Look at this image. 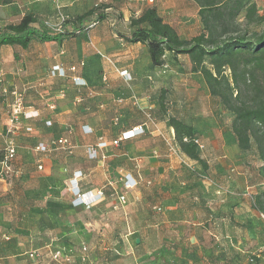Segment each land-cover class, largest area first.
Returning <instances> with one entry per match:
<instances>
[{
  "label": "crops",
  "instance_id": "1",
  "mask_svg": "<svg viewBox=\"0 0 264 264\" xmlns=\"http://www.w3.org/2000/svg\"><path fill=\"white\" fill-rule=\"evenodd\" d=\"M255 2L258 5L257 0ZM98 4L109 6L106 9L109 17L84 33L61 41L32 39L25 48L1 46L0 91L7 88L22 95L25 112L35 115L21 121V131L29 127L32 131L28 134L42 138H71L75 145L72 154L61 151L69 157L70 169L63 181L68 210L102 207L113 210L112 205L120 194L126 197V204L118 210L124 220L131 218L139 204L145 201L144 195L151 206L160 209L156 213L161 220L148 229L152 236H162L166 244L161 240L150 243V260L144 261L141 253L147 246L136 243L134 250L115 264H218L217 258L204 255V243L198 233L210 234V227L219 231L221 224L234 225L245 208L244 191L254 184L261 185L257 174L261 164L254 150H238L230 129V116L220 102L209 95L199 74L189 71L181 75L184 79L174 82L173 74L184 69L180 66V57L176 63L167 54L165 64L153 68L146 45L128 43L124 39L130 33V18L137 17L144 8L155 7L163 20L176 29L171 15L192 6L197 13L192 1L0 0V32L18 24L24 16L32 15L37 29L55 33L44 27V23L56 24L60 14L83 15ZM187 63L190 69L189 60ZM57 66L62 71L51 74ZM122 71L129 80L120 75ZM2 92L1 102L6 100H1ZM1 102L0 150L4 152L8 137L21 134L19 129L8 133L10 125L1 113ZM147 113L153 124H146ZM169 117L191 126L202 143L204 148L199 156L206 168L195 164V176L200 179L190 176L193 173L166 154L164 140L174 136L173 129L167 125ZM138 126H144L143 135L117 146L110 145L122 132ZM101 140L109 145L98 148ZM44 142L47 141L38 139L34 149L33 146L24 148L40 157L36 167L41 166L39 170L42 171L36 177L25 175L26 181L38 180L45 195L15 192L17 184L20 186L23 182L16 177L11 180L8 175L12 173L0 177V264H45L48 250L55 247L72 248L73 264L91 263V255L81 261L80 247L84 245L88 251L89 247L85 243H74L71 225L63 230V224L57 222V243L52 238L45 244L39 242L44 235L50 234L40 214L46 216L57 211V197L49 192L55 188L52 173L59 150L46 154L36 152L35 146ZM89 147L96 150L95 159H89ZM55 153L54 158L48 157ZM22 167L16 164L13 173L17 175ZM76 171L82 174L79 180L82 193H103V198L89 209L72 204L73 197L67 185ZM199 173L206 177H200ZM126 174L136 180L137 187L124 190L122 177ZM32 247L42 254L38 260L28 258L33 250L24 251ZM24 255L26 260L22 258Z\"/></svg>",
  "mask_w": 264,
  "mask_h": 264
},
{
  "label": "trees",
  "instance_id": "2",
  "mask_svg": "<svg viewBox=\"0 0 264 264\" xmlns=\"http://www.w3.org/2000/svg\"><path fill=\"white\" fill-rule=\"evenodd\" d=\"M197 7L200 31L191 38H181L166 23L155 7L144 8L129 20L128 43L147 47L151 67L165 64L167 54L172 62L186 56L191 72L200 75L209 95L216 98L230 116V129L241 152L254 150L260 162L257 174L264 184V12L255 0H190ZM109 6L98 4L80 16H70L55 33L36 28L32 15L24 16L16 25L0 32V47H27L32 39L40 42L61 41L84 33L89 25L106 20ZM44 26V25H43ZM45 27V26H44ZM228 72V74H226ZM181 154L206 168L199 150L192 142L197 138L191 126L174 117L167 119ZM188 142H183V138ZM198 139V138H197ZM4 157L0 156V161ZM193 175L197 174V169ZM200 177L203 176L202 173ZM252 209L264 218V188L251 196ZM52 264H60L51 262Z\"/></svg>",
  "mask_w": 264,
  "mask_h": 264
},
{
  "label": "rangeland",
  "instance_id": "3",
  "mask_svg": "<svg viewBox=\"0 0 264 264\" xmlns=\"http://www.w3.org/2000/svg\"><path fill=\"white\" fill-rule=\"evenodd\" d=\"M257 3L258 8L264 12V2L261 3V1L257 0ZM171 16L174 17L173 22L175 23L178 35L181 38H191L199 33L200 23L193 6L186 7L184 12L172 14ZM263 28L264 25L256 28V30L260 31ZM182 58L183 56H180L179 62L181 64L180 66H184V69L181 72L178 71L173 74L172 79L174 82L184 79L181 75H185L189 73V71L191 72L187 66V60L189 59L184 56L183 61ZM173 70L176 71V68ZM226 74H228V72ZM193 78L197 79L195 76ZM4 90V92L0 91L2 92L1 100L6 99L5 101H0L3 104L1 105V113L3 117L7 119L9 118L14 102V95H12V89L9 90L5 88ZM22 105L24 108L23 97ZM18 129L20 130V136L15 135L13 138L8 137V140L10 139L13 141L15 149L17 148L11 166L14 170L16 164L19 168L23 165V170L18 171L17 175L13 172L12 174L9 173L10 175L8 176L13 181L17 178L19 179V182H23V185L20 184L19 186L17 184L15 192H29L32 194L37 192L45 195L46 193L45 190H43V185L38 180H32L30 182L26 181V177L40 176L42 171L36 167L40 157L33 151H27L24 147L33 146L38 139L47 141L43 144H50L58 138L55 139L50 136L42 138L37 134H28L24 130L21 131V124ZM32 148L34 149V146ZM1 155H3L2 150H0V156ZM54 155H56V153L48 154V157L54 158ZM171 158L174 160L173 157ZM56 159L57 164L53 166L52 173L55 181V188L49 193H52V195L57 197V211L52 212L51 214H46V216L40 214V218L46 220L45 224L47 223L48 231L50 232V234L43 236L41 239L43 241H39L40 243L45 244L51 238L55 239V242L57 243V222H61L63 224V230H67L69 225L74 229L75 244L79 245L85 243L89 247V251H87L86 255L87 257L88 255H91L92 261L91 263L86 264L119 263V258L127 256V253L134 250L137 239L139 240L137 243L138 245L141 247L142 244L147 246L142 249V260L149 261L151 256L150 243L161 240L163 244H166L164 240L161 239L162 236L156 238L149 232L148 228L158 220V214L156 213L157 206H151L150 202L146 200L145 195L143 198L145 201L139 204L137 209L132 213L131 218L126 220L122 219V212L111 210L110 207L92 208L90 210H68L65 201L66 197L63 181L66 180L70 169L68 168L69 157H66L65 154L59 150L57 151V158L54 160ZM64 167H67V169ZM184 169L187 170L186 168ZM185 173L187 174L188 172ZM190 176L200 179L198 176L192 174H190ZM3 177H5V175H3ZM253 186L254 187L244 191L242 194L244 196L242 201L245 208H242L243 213L237 216V221L233 223V226H223L221 224L219 231H215L210 227V234L203 231L198 233L204 243V255L208 256V258H210L209 256L217 258L216 263L218 264H264V218L252 209V200L249 198L251 194L253 196V194L261 191L264 187L257 186V184H254ZM218 191L220 193V190ZM246 217H248V219H245ZM165 236L166 235H163V237ZM102 242H104V246H102ZM33 249L34 248L32 247L24 251L28 252ZM162 253L165 255V249H163ZM129 256L131 257V255ZM22 258L26 260L27 257L24 255ZM44 261L45 264H52L49 262L48 257H45Z\"/></svg>",
  "mask_w": 264,
  "mask_h": 264
},
{
  "label": "built area",
  "instance_id": "4",
  "mask_svg": "<svg viewBox=\"0 0 264 264\" xmlns=\"http://www.w3.org/2000/svg\"><path fill=\"white\" fill-rule=\"evenodd\" d=\"M148 2L152 3L153 0H148ZM67 18H68L67 16L60 14L57 16L56 24H50L46 22L44 23V26L46 28L51 29L54 32H58L60 29V25ZM93 26L94 24L89 25L88 29L92 28ZM61 71L62 70L57 66L52 69L51 74H54V72L59 73ZM120 75L124 77L127 76L125 71L120 72ZM126 80H129V77L128 78L126 77ZM12 95H14V102H13L10 115L8 118V123L10 125L8 133H12L16 129H18L23 119H30V118L35 117L34 114L27 113L23 110L24 108L22 105V97L20 94L16 92H12ZM145 117L147 119V122H146L147 125L154 123L150 114L147 113ZM24 130L27 133L32 131V129L29 127L25 128ZM144 133H145L144 126H138V127L131 128L130 130L122 132L116 139L110 142V145L117 146L122 141L133 139L135 137L143 135ZM164 141L167 147V154L170 157L176 158L178 162L184 168H186L189 172L196 171L195 162L189 160L183 154H181L179 148L177 147L175 143L174 136H172L170 139H165ZM182 141L188 142V139L185 137L183 138ZM192 142L196 145L199 151L203 150L204 147L197 138H193ZM108 145L109 143L101 140L98 142L97 147L105 148ZM73 149H74V145L72 144V141L70 137L68 136L58 138L57 140L52 141L50 144L39 143L35 146V151L38 153H42V154L60 150L70 155L72 154ZM15 154H16V149L13 144V141L12 140L7 141L5 148H4V157L0 161V177H3V175H7L13 172L11 162L14 159ZM87 155L89 159H95L97 157L96 150L94 148L89 147L87 149ZM38 169H41V166H38ZM81 177H82V174L80 171L73 172L71 178L68 180L67 189L73 197V200H72L73 206L89 209L93 204H95L96 202H98L99 200L103 198V193L100 191L96 193H92V192L82 193L80 190V186H79V180L81 179ZM122 184H123V188L125 191L134 189L138 185L136 180L133 179L130 174H126L122 177ZM262 186L264 187V184H262ZM125 204H126L125 195L124 194L117 195L116 200L112 205V209L119 210ZM157 211H160V209H157ZM87 251L88 250L86 246L83 245L80 247L81 261H84L86 259ZM73 254H74V250L72 248L55 247L53 249L48 250V258L50 259V261L60 263V264H73ZM27 256L30 260L34 261V260H38L42 256V254L40 250H33Z\"/></svg>",
  "mask_w": 264,
  "mask_h": 264
},
{
  "label": "water",
  "instance_id": "5",
  "mask_svg": "<svg viewBox=\"0 0 264 264\" xmlns=\"http://www.w3.org/2000/svg\"><path fill=\"white\" fill-rule=\"evenodd\" d=\"M136 243H138V240H136Z\"/></svg>",
  "mask_w": 264,
  "mask_h": 264
}]
</instances>
